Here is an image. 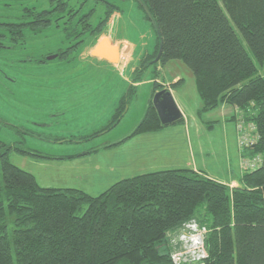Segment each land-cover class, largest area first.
<instances>
[{
  "label": "trees",
  "instance_id": "16d2710c",
  "mask_svg": "<svg viewBox=\"0 0 264 264\" xmlns=\"http://www.w3.org/2000/svg\"><path fill=\"white\" fill-rule=\"evenodd\" d=\"M30 1L31 8L21 5L18 26L7 22L13 18L12 5L0 8V40L20 49L54 25L68 46L42 56L41 65L53 58L67 61L80 48L87 55L119 12L105 0H92V5L90 0H49L48 10ZM141 3L155 22L156 46L141 58L105 129L118 124L147 69L176 60L193 75L201 99L197 115L229 108L230 121L253 127L256 136L254 145L240 150V159L259 157L260 163L240 168L234 188L202 171L177 169L126 178L90 196L73 188L39 186L32 174L9 161V152L19 149L0 142V264H175L178 239L191 222L207 232L203 264H264V0ZM98 4L102 16L93 23ZM11 32L16 37L8 36ZM86 37L94 41L90 47L83 45ZM159 45L161 54L153 63ZM162 88L152 84L153 93ZM162 128L149 101L129 137Z\"/></svg>",
  "mask_w": 264,
  "mask_h": 264
},
{
  "label": "rangeland",
  "instance_id": "374dc122",
  "mask_svg": "<svg viewBox=\"0 0 264 264\" xmlns=\"http://www.w3.org/2000/svg\"><path fill=\"white\" fill-rule=\"evenodd\" d=\"M105 1L119 9L105 34L126 39L136 48L132 45L131 53L120 50L117 68L83 55L82 48L69 54L67 61L55 58L39 64L37 60L45 54L68 46L54 25L20 46L18 56L0 50V142L19 149L9 152V161L32 174L41 187L73 188L90 196L144 173L199 168L215 177L222 170L237 168L240 150L236 124L228 118L230 111L219 107L198 116L201 99L191 71L180 61L147 69L134 85L136 90L118 124L105 129L132 84L129 79L139 69L141 58L153 52L157 36L132 0ZM35 6L48 10L50 1L35 0ZM102 12L98 4L93 23ZM93 42L86 37L83 45L90 47ZM175 77L183 82L170 89ZM153 83L172 92L183 122L131 138L128 135L145 113Z\"/></svg>",
  "mask_w": 264,
  "mask_h": 264
},
{
  "label": "built area",
  "instance_id": "2783aa9c",
  "mask_svg": "<svg viewBox=\"0 0 264 264\" xmlns=\"http://www.w3.org/2000/svg\"><path fill=\"white\" fill-rule=\"evenodd\" d=\"M236 129L238 135L237 146L239 150L247 149L254 145L256 136L252 134L253 127L243 126L242 123H239ZM259 163V157L251 159L241 158L240 168L245 170L254 169ZM186 230L187 231L179 237V242L181 241L185 245V250H183L184 246L182 245L183 249L173 254V261L175 264H203L202 262L206 257V250L204 247V238L207 233L206 229L198 227L195 222H191L186 226Z\"/></svg>",
  "mask_w": 264,
  "mask_h": 264
},
{
  "label": "water",
  "instance_id": "95a60500",
  "mask_svg": "<svg viewBox=\"0 0 264 264\" xmlns=\"http://www.w3.org/2000/svg\"><path fill=\"white\" fill-rule=\"evenodd\" d=\"M138 5L141 6L143 12L145 13L149 23L153 27L158 36V32L156 30V25L149 14L147 8L141 3V0H134ZM161 54V45H159V51L157 57L154 59L153 63H156ZM92 57L106 61L114 66L117 65V60L119 57V49L118 46L110 41L107 38H103L98 41L97 45L92 49L91 54ZM152 107L154 108L159 121L163 127H168L178 123L183 117L179 109L177 108L171 93L168 89H161L160 91L153 94L150 99ZM130 136V134L128 135ZM26 154L32 155L34 157L43 158L45 156L34 154L29 151H25Z\"/></svg>",
  "mask_w": 264,
  "mask_h": 264
},
{
  "label": "flooded vegetation",
  "instance_id": "af4514ba",
  "mask_svg": "<svg viewBox=\"0 0 264 264\" xmlns=\"http://www.w3.org/2000/svg\"><path fill=\"white\" fill-rule=\"evenodd\" d=\"M27 2V1H26ZM24 3V2H19V0H6V2H5V4H2V5H0V8H2V6L3 5H12V8H10L11 10H12V13H13V18H11V19H8L7 20V22L8 23H11L12 25H19L20 24V19H19V10H20V8H21V5H23V7H27V8H31L30 7V3L31 2H33V1H30L29 0V2L28 3ZM9 3V4H8ZM115 15V14H114ZM113 15V16H114ZM113 16H112V18L109 20V22L107 23V25H106V27H108L109 26V24H110V21H112V19H113ZM4 22H6V21H4ZM106 27H105V29H106ZM104 29V30H105ZM104 30H103V32H104ZM7 33H10V32H8L7 31ZM12 33V32H11ZM16 33H12V34H8V36H11V37H16V36H14ZM104 34H105V32H104ZM103 38H107V39H109L110 41H112V42H114L115 44H116V41L118 40V38H112V37H110V36H108V35H102V36H100L98 39H97V41H96V43L94 44V46L90 49L91 51H92V49L97 45V43H98V41H100L101 39H103ZM1 41V40H0ZM5 42V43H4ZM1 45H0V50L4 53V54H6L7 56H9V55H17L18 56V51H19V49H18V46H14L13 44H9L7 41H4V40H2L1 41ZM117 45V44H116ZM118 46V45H117ZM118 49H119V55H120V50L122 49L121 47L119 48L118 47ZM90 54H91V52H90ZM50 59V58H49ZM54 59V58H53ZM97 59V58H96ZM97 60H99V61H103V60H100V59H97ZM105 62V61H104ZM119 62H121V61H119ZM105 63H107V62H105ZM108 65H110V66H113L112 64H110V63H107ZM116 67V66H115ZM117 68V67H116ZM132 83V82H131ZM161 90V89H160ZM159 89L158 90H155V92L154 93H156V92H158V91H160ZM153 91H151V95H150V97H152L153 96ZM151 99V98H150ZM150 99H149V101H150Z\"/></svg>",
  "mask_w": 264,
  "mask_h": 264
},
{
  "label": "crops",
  "instance_id": "0c3cea01",
  "mask_svg": "<svg viewBox=\"0 0 264 264\" xmlns=\"http://www.w3.org/2000/svg\"><path fill=\"white\" fill-rule=\"evenodd\" d=\"M118 40L120 41V42H118ZM117 41H116V44L118 45V47L120 48H125V49H127V51L128 52H132V45H133V49H135L136 50V48H135V45L132 43V45L131 44H129L127 41H126V39H123V38H119ZM90 52H91V50L89 49V51L86 53L87 55H90ZM91 56V55H90ZM99 61V60H98ZM106 62V61H105ZM108 63V62H107ZM114 66V65H113ZM124 71L125 72H128V69H124ZM132 74V73H131ZM128 80L129 78H127V77H125L124 78V80ZM130 81H131V79H129ZM179 80V78L178 77H175L174 79H173V81L172 82H176V81H178ZM134 85H136V84H134ZM172 93V92H171ZM223 108H226L228 111H230V113L228 114V116H231V110L229 109V108H227V107H225V106H222ZM183 117V116H182ZM229 118V117H228ZM227 119V118H226ZM225 119V120H226ZM85 155V154H84ZM239 155V154H238ZM239 160V162H238V167L237 168H235L234 170L232 169V168H228L227 170H226V172L224 173L223 172V170H222V172H221V174H215L216 176L215 177H218V178H215V177H213V176H211L212 174H207L206 172H204L203 170H199V168H195L194 170H196V171H202V172H204L205 174H207V176L209 177V178H211V179H214V180H217V181H219V182H221V183H224V184H226V185H228L230 188H234V187H236L237 185H238V179H239V177L241 176V174H242V171L240 170V166H239V163H240V155L239 156H237V161ZM221 171V170H220Z\"/></svg>",
  "mask_w": 264,
  "mask_h": 264
}]
</instances>
